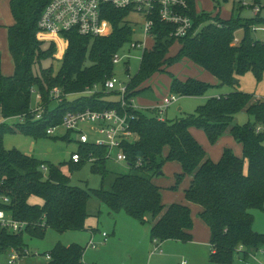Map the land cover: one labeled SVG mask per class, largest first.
<instances>
[{"label":"trees","instance_id":"obj_1","mask_svg":"<svg viewBox=\"0 0 264 264\" xmlns=\"http://www.w3.org/2000/svg\"><path fill=\"white\" fill-rule=\"evenodd\" d=\"M50 1L9 0L13 25L7 27V48L12 75L2 74L0 54V119L3 121L0 125V197H6L8 203L0 204V208L15 220L25 222L27 227L20 234L0 229V253L7 254L12 248L20 252L26 249L25 234L41 238L47 229L57 233L85 230L91 197L106 204L112 212L123 210L140 224H150L152 240L190 242L193 228L190 209L177 203L163 205L161 189L153 183L154 178L163 176V166L171 162L181 167V173L174 176L175 185L186 176L191 178L183 193L187 202L201 207L199 217L209 228L208 264H232L235 256L247 259L256 252H264V233L253 230L251 214L253 210L264 209V99L231 92L209 98L195 115L173 122L159 120L153 110L149 116L126 109L127 115H133L130 123L134 133V140L123 145L128 170L115 175L109 190L103 188V183L93 190L71 186L60 167L3 147V135L13 132L7 120L23 116L24 122L14 125L20 133L35 139L48 138L47 130L59 126L67 112L119 108L117 103L104 99L107 94L102 89L104 81L114 75L113 56L132 40L131 27L125 21L127 12L107 7L104 17L112 26L107 37L66 34L67 48L58 70L54 72L50 66L36 74L34 67L43 61H52L55 53L54 44H43L36 38L37 23ZM187 1L196 34L175 40L169 37L168 27L157 23L138 71L128 83L127 101L147 89L143 84L151 76L183 58L213 75L220 86H233L235 80L247 73L254 76L257 84L261 82L264 42L253 38L251 28L264 24V18L222 19L219 15L198 13L194 0ZM237 32L241 33L239 42L233 45ZM175 43L181 46L178 54L166 59ZM95 84L102 88L99 93L67 100V95L83 93ZM54 88L61 90L59 103L50 98L49 92ZM34 89L39 91L44 106L39 120L29 114ZM208 89L209 86L195 79L173 80L169 94L201 97ZM243 111L253 118V123L232 125ZM191 128L202 130L210 145L228 134L241 145L242 158L225 149L218 161H212L191 134ZM68 137L65 134L62 140ZM78 153L79 163H65L68 171L81 169L87 163L88 153H92L96 161L91 164L90 172L100 176L103 182L109 174L104 149L79 146ZM42 165L47 168L46 172L41 170ZM31 197L39 198L42 204L30 205ZM48 254L47 264H84V248L77 244H57Z\"/></svg>","mask_w":264,"mask_h":264},{"label":"rangeland","instance_id":"obj_2","mask_svg":"<svg viewBox=\"0 0 264 264\" xmlns=\"http://www.w3.org/2000/svg\"><path fill=\"white\" fill-rule=\"evenodd\" d=\"M194 2L198 13L206 12L212 16L219 15L222 19H229L231 16L242 19L253 18L250 11L246 9L240 10L234 0H227V2L223 0H194ZM262 18H264V12H262ZM138 19L139 17L134 13H130L125 19L128 26L136 31V34L132 36L133 41L142 39V21ZM11 22L13 20L8 0H0V26H7ZM255 26L256 30L252 31L253 38L264 42V24ZM237 33L238 35L241 34L240 32ZM38 42L40 41L38 40ZM41 43L45 44V42ZM59 48L60 52L63 51L62 43H59ZM180 48L181 46L178 43L173 44L168 51L166 59L175 57ZM6 52V56H9L7 49ZM0 54L2 55V72L5 75H12L13 65L10 57L3 56L2 51ZM119 56L122 58L120 63L114 66L113 74L118 80L126 82L128 77H133L138 71L141 52L139 50H130L129 45H126L119 51ZM60 61L54 53L52 61H43L40 65H36L34 72L40 74L41 69H47L50 66L56 72L60 66ZM188 79L198 80L209 86V89L201 97L177 96L178 101L167 109L166 114L156 116L161 117L165 121L173 122L189 115H195L196 110L204 105L209 98L227 95L235 91L264 99V75L259 84H257L251 73H247L245 76L240 77L237 80L238 83L233 86H220V83L213 75L192 61L183 58L170 66L163 67L161 72L151 76L143 84L144 88L147 89L132 98L134 104L141 112L152 116V110L147 111L145 109L152 108L153 102L159 101L162 97L169 94L172 81L185 82ZM33 91L31 95L32 106L39 101V91L37 89ZM79 97L77 94L71 95L67 97V100L72 101ZM104 99L106 101H118V97L115 95H106ZM248 122L253 123V118L243 111L235 117L232 125H243ZM2 123L3 121L0 119V125ZM6 123L11 126L10 128L13 131L12 133L4 134L2 137L3 147L6 150H17L38 161L60 167L61 171L69 177L71 186L83 190H93L99 189L103 183V188L109 190L115 175L125 173L128 170L122 163L114 164L112 161H108L109 174L103 182L100 176L90 172L91 164L89 163H86L79 170L69 172L65 163L70 160L71 154L78 149L77 133L71 132L68 140H62L66 132L60 127L48 138L35 139L20 133L15 128L14 125L18 124V120L10 119ZM190 132L212 161H218L225 149H229L234 156L242 158L241 145L228 134L223 135L215 145H210L202 130L191 128ZM92 137L90 135V138ZM247 168L248 163L245 160V169ZM162 172L167 178V182L174 184V174L180 173V167L172 162L166 163ZM185 182L186 179H183L178 185H175L174 189L165 192L166 201H171L173 196H181ZM28 203L30 205H40L42 200L37 197H31L28 199ZM87 209L90 217L85 221V230L57 233L54 230L47 229L41 238L25 234L24 240L30 256L24 259L22 264H47L48 260L45 256L57 244L63 246L77 244L83 247L84 264H181L183 260H186L187 264H208L209 232L206 224L199 217L200 207L197 205H193L191 211L196 242L181 243L174 240H168L164 244L159 242L157 251L150 237V224H140L127 216L123 210L112 212L107 208L106 204L94 197L90 198ZM251 214L254 218L253 230L260 234L264 233V209L253 210ZM148 223H150V220ZM90 241L94 243V246L89 245ZM35 254L37 256H34ZM252 255L254 256H249L247 259H244L242 255L239 257L235 256L232 264H264V252H256ZM0 264H7V256L5 254L0 253Z\"/></svg>","mask_w":264,"mask_h":264},{"label":"built area","instance_id":"obj_3","mask_svg":"<svg viewBox=\"0 0 264 264\" xmlns=\"http://www.w3.org/2000/svg\"><path fill=\"white\" fill-rule=\"evenodd\" d=\"M238 8L250 11L253 17H262L264 12V0H234ZM107 7L115 10H123L127 12V17L130 13H134L142 21L141 35L142 39L133 41L129 45L130 50H139L141 62L143 53L148 50V44L152 42V36L157 23H161L168 27L169 37L175 40L183 39L189 35H195L193 31V20L189 13V3L187 0H51L39 18L37 23L36 38L40 42L50 43L55 45V56L61 60L67 48L66 34L74 32L79 36L90 37H107L111 34L112 26L105 19ZM126 17V18H127ZM256 30V26L252 31ZM264 30V29H263ZM132 36L136 31L131 29ZM50 36V39L44 37ZM239 42L237 33L232 44L236 45ZM59 43L63 44V51L60 52ZM121 51V50H120ZM121 58L119 52L113 56L112 63L117 65ZM140 64V63H139ZM132 77H128L126 82L118 80L113 75L106 79L103 83V89L99 85H93L92 88L86 89L79 96H93L101 91L107 95H115L118 101H108L117 103L119 108H109L104 110L86 109L81 112H67L59 126L51 127L47 130V135L51 136L58 128H63L65 134L75 132L78 134L79 146L91 145L94 148L104 149L105 160L112 161L114 164H124L128 168L127 158L123 152V145L126 142L131 143L134 140V133L131 131V121L133 115H127L126 109L138 110L133 104V99L127 101L129 94L128 83ZM34 91H31L33 93ZM50 98L53 102L59 103L62 101L61 90L58 88L52 89ZM71 96V95H67ZM39 101L30 106L29 114L34 117V120H39L44 112L41 95ZM177 102V96L168 94L164 96L160 103L156 106V115L165 114L166 110ZM125 111V112H124ZM157 116L159 120H163ZM18 123H23L25 117H17ZM259 131V130H258ZM90 135L93 137L90 138ZM78 146V149H79ZM78 149L71 154L70 162L77 164L81 161V155ZM96 158L92 153H88L87 163L92 164ZM41 170L47 171V168L42 165ZM6 197H0V204H7ZM27 224L12 218V216L0 208V229L11 234H20L25 231ZM157 251L159 241L153 240ZM90 246H94L92 241ZM7 264H22L23 260L30 256L27 249L19 250L10 249L6 254ZM34 256H37L36 254ZM50 260L49 254L45 256ZM182 264H185L182 263Z\"/></svg>","mask_w":264,"mask_h":264},{"label":"crops","instance_id":"obj_4","mask_svg":"<svg viewBox=\"0 0 264 264\" xmlns=\"http://www.w3.org/2000/svg\"><path fill=\"white\" fill-rule=\"evenodd\" d=\"M8 5H9V0H8ZM10 10V9H9ZM11 14V13H10ZM12 17V16H11ZM12 20H13V18H12ZM13 25V22H11V23H8L7 24V26H0V52L2 51V54H3V56H5V57H10V55L9 56H6V54H7V52H6V49H7V51H8V48H7V27H9V26H12ZM112 32V31H111ZM237 36H240V34L238 35V33H237ZM44 37H46V38H48V39H50V36H47V35H44ZM6 53V54H5ZM8 54H9V52H8ZM2 56V55H1ZM11 59V58H10ZM1 64H2V58H1ZM3 71V66L1 65V72ZM2 74L4 75V76H10L11 74H9V75H5L3 72H2ZM237 83H238V81H237ZM219 97V96H218ZM163 98V97H162ZM257 98V97H256ZM257 99H260V98H257ZM160 101L161 100H159V101H156V102H153V107L152 108H147V109H145V110H147V111H151L152 109H155L156 108V106L160 103ZM177 101H178V99H177ZM113 102H115V101H113ZM133 104H134V101H133ZM135 106H136V104H134ZM137 107V106H136ZM138 108V107H137ZM170 108V107H169ZM168 108V109H169ZM137 111H141V110H139V108H138V110ZM167 111V110H166ZM165 114H166V112H165ZM242 150V149H241ZM172 163H175V162H172ZM175 164H177V163H175ZM179 167H180V165L179 164H177ZM164 167V166H163ZM162 170H163V168H162ZM163 173V172H162ZM180 173H181V167H180ZM180 173H176V174H180ZM176 174H174V176L176 175ZM184 179H186V182H185V185L183 186V190H182V195L181 196H173V199L171 200V201H166V199H165V192H168L169 190H171V188L175 185V179H174V184L172 183V184H170L169 182H167V178L164 176V174H163V176L162 177H158V178H154L153 179V183L156 185V186H158L160 189H161V202H162V204L163 205H165V206H167L168 204H172V203H177V204H182V205H185V206H187L189 209H190V211H192V208H193V205H195V204H191V203H189V202H187L186 200H185V198H184V190L185 189H187L188 188V186H189V184H190V180H191V178L190 177H188V176H186ZM199 207V206H198ZM201 211H202V209H201V207H200V212H199V214L201 213ZM207 226V225H206ZM208 228V227H207ZM193 229V228H192ZM208 232H209V228H208ZM149 233H150V230H149ZM191 235H192V242H196V238H195V235H194V229L193 230H191ZM209 239H210V233H209ZM25 241V240H24ZM190 241V242H191ZM166 242V241H165ZM165 242H162V244H164ZM190 242H188V243H190ZM26 249H27V247H26ZM28 250V249H27ZM161 252V251H160ZM210 252H211V248H210V244H209V254H210ZM6 255V254H5ZM209 256V255H208ZM26 259V258H25ZM49 261V260H48ZM185 262V264H187V261L186 260H183L182 262H181V264L182 263H184Z\"/></svg>","mask_w":264,"mask_h":264},{"label":"water","instance_id":"obj_5","mask_svg":"<svg viewBox=\"0 0 264 264\" xmlns=\"http://www.w3.org/2000/svg\"><path fill=\"white\" fill-rule=\"evenodd\" d=\"M236 83H237V80L234 81V84H236Z\"/></svg>","mask_w":264,"mask_h":264}]
</instances>
